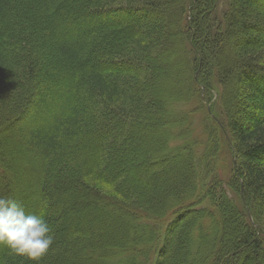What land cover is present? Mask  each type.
Returning <instances> with one entry per match:
<instances>
[{"label":"trees","instance_id":"16d2710c","mask_svg":"<svg viewBox=\"0 0 264 264\" xmlns=\"http://www.w3.org/2000/svg\"><path fill=\"white\" fill-rule=\"evenodd\" d=\"M219 2L0 0V178L16 166L10 158L14 151L29 161L24 184H36L39 194L29 192L31 187H10L1 196L23 208L43 195L50 201L45 219L55 239L39 264H264V40L247 37L264 29L251 22L264 19V0H228L221 22L209 24ZM124 13L151 20L82 28L90 18ZM193 17L197 27L192 29ZM70 25L78 28V37L68 38ZM188 48L196 59L192 66L185 58ZM169 76L178 84L167 92ZM48 81L66 85L63 108L51 127L27 125L24 116L34 94L48 89ZM236 82L249 94L242 90L236 98ZM193 85L207 95L200 99ZM206 103H213L212 112L206 110L212 123L215 107L223 108L224 131L217 130L231 139L232 171L245 215L226 188L220 197L213 188L221 178L214 173L216 149L210 152L212 144L196 123V111ZM148 128L156 135L144 146L139 143ZM138 154L144 158L131 176L115 170L135 162ZM179 161L186 174L176 169ZM212 173L213 183L205 186ZM93 182L119 198L102 195ZM158 187L159 195L149 200L148 193ZM69 188L77 201L82 197L90 206L102 201L107 215L117 221V213L124 231L134 233L121 242L91 245L98 237L83 218L61 214L59 198ZM176 214L174 236L156 249L158 235L145 225L147 219L162 226ZM201 217L208 223L193 230ZM191 230L192 236L200 234L189 241ZM0 264L33 262L3 246Z\"/></svg>","mask_w":264,"mask_h":264},{"label":"rangeland","instance_id":"374dc122","mask_svg":"<svg viewBox=\"0 0 264 264\" xmlns=\"http://www.w3.org/2000/svg\"><path fill=\"white\" fill-rule=\"evenodd\" d=\"M213 9H214V12L209 17L208 22H209V24L212 21L214 22V24L216 22L220 23L221 20L223 19L225 12L228 10V0H220L218 5L215 8L213 7ZM196 15L197 14L195 13L194 17ZM194 17H193V20L191 22L192 29L197 27L196 23H193ZM263 17L264 16H262V18ZM148 19L151 20V17H146V16L142 17V15L135 16V15H129L126 13H124V14H113L110 16H100L97 18H90V20L86 26H84L82 24L83 25L82 28H83V30H86V29H89L90 26H99V24L101 22H111L114 20H122L123 22H130L131 24H133L134 22L137 21L140 24H144V22L147 21ZM251 22L264 27V19L254 18L251 20ZM147 23H149V22H147ZM75 33L78 34L77 35V37H78L80 34L78 31V28L75 25H70V32H68V34H67V35H69L68 38L69 39L74 38ZM247 37H248V39H251V40L255 39L256 37L264 40V29L254 31V32H252V34L248 35ZM187 51H188L187 56H185L184 53H183V56H185V58L188 59L190 66L195 65V62H196L195 56L193 54H191V51L189 48L187 49ZM162 54H164V55L167 54V56H168L169 52H167V51L163 52L162 51ZM170 58L173 60L172 57H170ZM229 58H231V56ZM98 62H99V60H98ZM165 70L167 71L168 69L166 68ZM168 74H169V72H168ZM170 74L172 75L173 73H170ZM158 75L160 76V74H158ZM199 76H200V78H203V72L201 74H199ZM45 84L48 87V89L45 88L46 90L41 89V90L37 91L34 94V99L31 103L30 107L27 109L28 112L24 116L25 121L27 120V123H26L27 125L36 126V127H51L53 119L59 114V112L63 108V105L65 103L64 90L66 89V85L60 84L57 81H54V82L48 81V83H45ZM177 84H178V82L176 80L174 81V79L169 76V79L166 81L165 90L167 92L168 91H174V88H175L174 85H177ZM211 84H213L216 87L217 91L219 90V86L216 85V83L214 82L213 79L210 81V85ZM234 84H235L234 87H236V88L233 91H235L236 98L239 97V95L241 93L240 91H242V90H243L244 94H246V95L249 94L248 89L244 88L245 87L244 84L239 85V87L237 86L238 85L237 82ZM183 86L186 87L185 85H183ZM193 88L198 93L199 98H200L201 94L202 95L206 94L203 91V89L201 92L200 88L197 85H196V87H195V85H193ZM206 105H207V103H206ZM212 107H213V103L208 104L206 109H204V107L202 106L199 109V111H196L197 112L196 123L198 126L200 125L199 128L202 130V132L204 134V138L206 139V140L205 139L204 140L206 142H209L210 145L212 144V147L209 149L210 152L212 153L213 148L216 149V151H213V153H212V156H214V160H215L214 173L219 172L220 173L219 175L221 178L218 181L217 187H213V188L214 189L216 188L215 192H218L216 195L217 197L221 196V193L223 191L222 188H226L228 197L231 200H233L234 203H236L239 213L245 215V210H244V206L242 203L243 200L241 201V204H242V207H241L240 198H239V195L237 192V186L235 184V177H234L235 172L233 173V171H232L233 165L236 164V159L233 156L231 139L228 136L226 131L224 132V135H221V134H219V132L217 130V127H219L222 132L224 131V127L222 126L223 116H224L223 108H221L220 104L217 105V107H215V116L213 117L215 123H212L206 117L207 116L206 110L208 111V113H211ZM208 121H210V124H212V125L208 124ZM152 128L146 129V134H144V136H143V138H145L144 139L145 142H140L139 144L144 145V146H147V145L150 146V144H148V143L151 139H149V138L152 137L153 134L156 135V133H155L156 129H152ZM134 157H135L136 163L130 161L129 164H124L123 166L117 165L115 167V170L119 169V170H121L122 173H128V175L131 176L132 171H137V169L139 170V164L138 163L142 162V159L144 158L140 154L134 155ZM10 158L12 161L16 162V166H12L13 171L10 169V171H12V172H8L7 176L4 179L0 178L3 180L0 182V196L3 194L4 191H6V188H8L7 191H9L10 187H12L15 191H17V190L22 191V190L29 189L31 187V189L34 191L29 190V192H32L33 195H35V196L39 195L38 194V186L36 184H34L32 182L24 184V182H23L24 181L23 176H24L25 168L28 166L26 162H29V161L26 158L23 160V158L20 157L19 155H17V153L14 151H12L10 153ZM154 165H157V164H154ZM176 165H177L176 169H179L183 175L186 171V168H185L186 164L184 165L182 162L179 161V162H177ZM214 173H212L211 176H209V179L205 180V182H204L205 186H207V185L209 186L210 183H213V180L215 179ZM108 176L105 175V179H107ZM136 181H137V176H134V181L132 183H136ZM26 184H28L29 186H27ZM92 186L96 190L100 191V193L106 197H111L112 199H114V197H116L117 199L119 198L110 188H107L106 185L101 183V182H93ZM27 187H29V188H27ZM135 187H137V186H135ZM156 189L157 190H153V191H151V193L150 192L148 193L149 197H150L149 200L153 199V196H155L154 195L155 193H156V196L159 195L161 188L158 187ZM66 192L67 193L60 195V198H59L60 201L61 200L64 201L63 202L64 204L62 203L63 205H61L62 207L60 206L61 212H62L61 214H64L65 216H68V214H73V215H78V216L83 218V221L85 222V227L98 237V238H94L93 242L90 243L91 245H102L105 240L110 241V242L115 241V240L117 242H121L122 240H124V239H121L122 237H124V238L127 237V238H125V240H127L130 237L129 234L134 233L135 229L132 231L131 229L127 228V230L124 231L125 226L124 227L121 226V222L118 219L117 213H115V214L112 213V214L117 216L115 218L117 219L118 222L115 221L114 218H111L112 216L110 217L109 215H107V211L105 210L106 207H103L105 205H102L103 204L102 201L100 204H96L95 206H90L91 204L89 203V205H88L86 202H84V198H82V197H81V199H83V200L77 201L76 197L72 196L74 194V192H72V189L70 190V188H69ZM41 198H42L43 202L40 199H37L34 201L31 200L29 202L30 205H28L24 209L26 212H29V213H41L44 215L45 218H47L49 216V205H48V203H50V201L48 202L46 200L47 197H45L44 195ZM91 199L92 198H87V200L89 202ZM75 202H76V205H78V207H75V206L73 207V204ZM230 204L233 205V203H230ZM100 207L102 208V210ZM177 216L178 215L176 214L171 219L169 217H167L165 219L167 221L164 220L165 224L162 223V226L159 223H156V224L152 223L150 220L147 219L148 222L145 225H147V224L152 225V231L154 230V232H156L158 235L156 237L157 238V244L155 246L156 249L158 248V250H159L160 244H162V239H167V237L171 238L174 236L175 233H173V230L177 227V222H175L177 219H175L174 217H177ZM249 219H250V217L247 218V220H249ZM206 220H207V217L199 218L197 221L194 222V225H193L194 228L192 227V229L194 230L195 227H202V228L205 227V224L208 223V221H206ZM262 222L264 225V218H263ZM105 230L107 231L105 236L103 238H99V236L101 235V232L105 233ZM193 230H191V232L188 235L189 241H190V239L193 240V239H196L197 237H199V234H200L199 232H196L198 235L195 233V235L192 236ZM124 234H125V236H124ZM145 235H146V233H145ZM184 236L185 235H183V237ZM105 237H106V239H104ZM180 239H182V238H180ZM2 247H3V245H0V250L2 249ZM153 252H154V257L156 258L157 257L156 252L154 250H152V253Z\"/></svg>","mask_w":264,"mask_h":264},{"label":"clouds","instance_id":"9594fccd","mask_svg":"<svg viewBox=\"0 0 264 264\" xmlns=\"http://www.w3.org/2000/svg\"><path fill=\"white\" fill-rule=\"evenodd\" d=\"M55 234L41 213H29L16 200L0 196V245L20 258L39 264Z\"/></svg>","mask_w":264,"mask_h":264}]
</instances>
